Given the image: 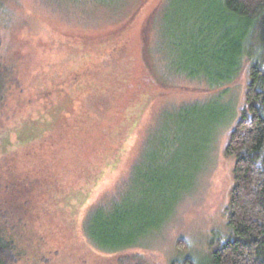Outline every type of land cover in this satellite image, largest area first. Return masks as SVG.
<instances>
[{"label":"rangeland","instance_id":"rangeland-1","mask_svg":"<svg viewBox=\"0 0 264 264\" xmlns=\"http://www.w3.org/2000/svg\"><path fill=\"white\" fill-rule=\"evenodd\" d=\"M145 1L0 0V66L20 81L0 112V159L10 155L21 181L6 203L19 222V264H209L212 242L231 233L225 147L249 74L219 79L237 49L231 34L228 47L218 43L224 20L212 5L220 0H153L120 34L124 43L134 30L154 78L151 98L122 139L104 140L100 120L98 137L79 149L68 135H85L88 119L78 102V112L68 113L51 95L68 78V41L95 52Z\"/></svg>","mask_w":264,"mask_h":264},{"label":"trees","instance_id":"trees-1","mask_svg":"<svg viewBox=\"0 0 264 264\" xmlns=\"http://www.w3.org/2000/svg\"><path fill=\"white\" fill-rule=\"evenodd\" d=\"M89 1L94 6H106L105 0ZM152 3L153 0H146L120 29L93 46L95 52L85 45L71 46L68 41V56L62 60L68 78L63 75L51 95L64 108L68 106V113L78 112L74 108L78 102L82 120L88 119L89 126L82 124L80 128L85 135L81 132L68 135L81 150V141H95L98 137L95 128L100 120L105 121L104 140L122 139L136 119L132 121V116L140 113L152 96L148 93L154 87L148 50L141 48L142 42L138 45L134 30L130 37L123 36L124 43H120V34L132 28ZM193 5L189 4L187 9L192 10ZM212 9L224 20L223 42L218 43L228 47L227 36L231 34L237 47L233 59L224 61L227 73L219 75L221 84L233 82L246 68L249 79L245 104L225 147V155L231 161L232 187L225 208L231 233L225 240L212 242L209 264H264V0H220ZM147 22L140 32L146 29ZM216 28L214 25L211 30ZM210 41L211 37L207 38L202 46ZM19 84V77L13 75L10 67L0 66V112ZM110 110L114 117L107 123ZM4 157L0 159V264H19L21 251L16 239L19 222L12 218L15 213L7 209L6 203L17 198L21 181L12 174L14 168L7 161L10 155ZM164 193L169 191L166 189ZM171 264L196 263L186 258L173 260Z\"/></svg>","mask_w":264,"mask_h":264}]
</instances>
